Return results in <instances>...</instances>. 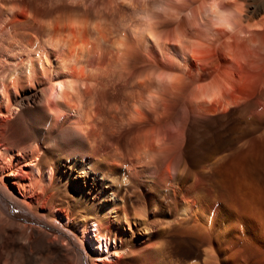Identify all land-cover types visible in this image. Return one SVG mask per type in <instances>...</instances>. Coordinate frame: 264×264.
Segmentation results:
<instances>
[{"label": "bare ground", "instance_id": "bare-ground-1", "mask_svg": "<svg viewBox=\"0 0 264 264\" xmlns=\"http://www.w3.org/2000/svg\"><path fill=\"white\" fill-rule=\"evenodd\" d=\"M98 2L105 10L106 2L116 10L134 8L132 0H45L34 22L0 13V264H264V87L215 111L191 107L189 113L182 101L174 102L185 126L177 132L166 173L157 170L152 178L134 162H99L70 131L71 113L60 116L54 106L65 97L53 82L59 59L53 49L67 47L64 40L74 35H88L82 52L109 39L117 49L126 47L127 36L112 39L109 27L106 32L103 22L91 19ZM227 7L248 29L264 35V0H232ZM143 10L134 9L133 16L148 18ZM186 11L194 35L208 33L209 22L227 28L232 19L220 3L215 14L203 1L199 9ZM140 24L131 29L144 37ZM44 26L50 33L42 39ZM178 26L164 36L146 30L147 37L159 48L162 41L187 45L202 63L215 67L220 48L233 60H244L231 46L232 36L213 46L211 40L187 37ZM187 65L195 70L191 60ZM145 74L141 80L154 73ZM42 92L51 94L53 106H39ZM219 94L213 79L196 84L193 98L211 101ZM149 103L164 101L154 93Z\"/></svg>", "mask_w": 264, "mask_h": 264}, {"label": "clouds", "instance_id": "clouds-1", "mask_svg": "<svg viewBox=\"0 0 264 264\" xmlns=\"http://www.w3.org/2000/svg\"><path fill=\"white\" fill-rule=\"evenodd\" d=\"M44 2L0 0V13L24 16L34 22V16L43 11L41 5ZM56 2L63 4L64 0ZM128 2L123 0L124 4ZM146 2L157 17L158 31L171 34L177 29L176 21L170 16L166 18L162 9L184 11V0H138L139 4ZM203 2L212 14L217 12V4L220 3L223 15L232 17L229 27L215 28L209 22L208 33L194 35V30L181 19L179 30L191 39L211 40L213 46L232 36L231 46L236 55L244 57L242 62L233 60L220 48L214 53L215 64L219 65L215 67L202 63L187 45L162 41L164 48L161 49L146 34L143 39H138L126 29H121L127 36L124 49L115 48L114 41L109 39L103 44L94 43L90 51L82 52L80 46L88 43L86 33L82 37L74 35L72 40H64L67 47L62 44L60 48L53 49L59 57L53 82L57 85V91L63 89L65 97L56 99L54 106L60 110V116L65 112L71 113L73 119L68 126L70 131L74 137L87 143L99 162H134L148 169L149 175L155 178V171L167 172V160L175 151L177 132L185 126L184 120L180 119L183 113L172 107L174 102L182 101L189 113L191 107L215 111L245 91L264 87V35L260 34L261 30L248 29L239 21L234 10L227 7L232 0ZM62 32L66 36L67 28ZM61 38L64 39L63 36ZM253 41L256 45L250 47ZM153 49L158 58L153 55ZM173 49L181 53V59L174 55ZM120 52L123 55H118ZM165 54L176 64L164 63ZM221 58L224 63H221ZM187 60L195 65L194 71L189 69ZM147 72L154 74L143 80L138 79ZM155 73H168L179 79L168 80ZM213 79L220 93L217 99L209 101L193 98L196 84ZM154 93L164 101L163 104L157 103L154 107L149 103V97ZM50 95L42 92L40 107L46 109L53 106ZM228 111H231V107ZM188 119H191L190 114ZM178 124L180 128H177ZM157 140L160 142L157 143Z\"/></svg>", "mask_w": 264, "mask_h": 264}, {"label": "rangeland", "instance_id": "rangeland-1", "mask_svg": "<svg viewBox=\"0 0 264 264\" xmlns=\"http://www.w3.org/2000/svg\"><path fill=\"white\" fill-rule=\"evenodd\" d=\"M135 1V2H134ZM201 1H203V0H184V5H182V7L185 9V10H189V9H192V8H195V9H199V4L201 3ZM107 4H105V6H107V7H105L106 8V10L104 9V7H102V6H104V5H102V4H104L103 2H98L97 4H95V6L92 8V10H91V13H90V15H91V19L92 20H96L97 19V21H95V22H98L99 24L100 23H102L101 25H102V27H104V29L106 30V32H108V29L110 30L109 32V36L113 39L114 37H116V38H118V39H120L121 37L124 39V37L126 36V34H125V32L124 31H121V29H126V30H128L129 29V31H131V33L134 35V36H136L138 39H140L141 37H143V35L141 36L139 33V36L140 37H138V35H137V33L136 32H133L132 31V26H133V24H136V23H138V22H140L141 24H140V27L143 25V27L142 28H144L145 29V32L146 33H143L144 35L146 34V35H148V32H153V31H155V30H157V28L155 27V25H157V24H155V23H157L158 21H157V17L155 16V15H153V13L151 12V10H150V8H149V5L148 4H139L138 3V1L137 0H132V4L134 5L133 7L134 8H130V7H124V8H121V10L119 9V10H116V7L114 6V5H112V4H110V2H106ZM109 3V4H108ZM185 3H186V5H185ZM190 4V5H189ZM148 7H147V6ZM112 6V7H111ZM109 7H111L110 9H109ZM144 7V8H143ZM145 7H146V12L144 11L145 10ZM192 7V8H191ZM197 7V8H196ZM99 8L101 9V11L100 12H98L99 11ZM144 9L143 11H144V13H146L147 14V16H148V18L146 19V18H143V19H138V17H135V16H133L134 14H133V12L132 11H134V9ZM150 10H148V9ZM96 9H97V12H96ZM109 9V10H108ZM124 9H128L129 11H124ZM175 10V11H174ZM185 10L184 11H176V9L175 8H173V9H167V8H164V9H162V11H164V13H165V16H166V18L167 17H171V19H173V20H175L176 21V24H180V19H183V18H181V17H183L184 16V18H186L185 20H184V22H186L188 25H189V27H191V25H193L192 23H193V19H191L190 17L188 18V16L187 15H185L186 13H185ZM148 11V12H147ZM186 11V12H187ZM198 11V10H197ZM125 13V14H124ZM149 13H151L150 14V17H149ZM177 13V14H176ZM98 15H99V17L100 18H98ZM121 15H122V17H121ZM130 15V16H129ZM107 20H100V19H104L103 17ZM97 17V18H96ZM102 17V18H101ZM130 18V19H129ZM153 18H154V20H153ZM152 19V20H151ZM190 19L192 20V22H190ZM98 20H100V21H98ZM127 20V21H126ZM140 20V21H139ZM143 20H144V22H146V23H144L143 22ZM148 20H149V22L151 21L152 23H150V26L148 25ZM105 22V23H104ZM127 23V24H126ZM104 24V25H103ZM124 24L126 25V26H124ZM100 25V26H101ZM146 25H148L147 27H146ZM106 26H107V28H106ZM153 26H154V30H153ZM129 27V28H128ZM45 28V29H44ZM67 28V27H66ZM148 28V29H147ZM150 28V29H149ZM68 29V28H67ZM117 30V31H116ZM148 30H150V31H147ZM158 31V30H157ZM157 31H156V34L159 36L160 34H162V35H160V36H164V34L166 35V33H163V32H161L160 33V31L158 32V33H160V34H158L157 33ZM174 31V30H173ZM94 32V31H93ZM123 32V33H122ZM49 33H50V28L48 27V26H44L43 28H42V34H43V36H42V39L43 38H47L48 36H49ZM68 33V32H67ZM112 33H114V34H112ZM64 33L62 32V35H63ZM149 34H151L152 35V33H149ZM156 34L154 33V35L156 36ZM174 34V33H173ZM117 35V36H116ZM121 35H123V36H121ZM153 35V36H154ZM176 35V33L174 34V36ZM152 36V37H153ZM154 36V37H155ZM173 36V35H172ZM153 37V38H154ZM157 37V36H156ZM127 37H125V39H126ZM159 38V37H158ZM124 39V40H125ZM141 39H143V38H141ZM102 41H100V42H98V43H101ZM103 44V43H102ZM115 47H117V45L115 46ZM119 47V46H118ZM162 49L164 48L163 46L161 47ZM167 54H165V57H164V59H163V62L164 63H167V64H173V62L175 63V61L173 60V59H171V57L170 56H167ZM151 74H152V72H150ZM150 74V75H151ZM144 75H146V74H144ZM143 75V76H144ZM140 80H141V76L140 77H138ZM143 78V77H142ZM88 239H89V241L91 242L90 243V247L92 246V248L94 247V245L96 244V240L94 239V236L92 235V233L88 236Z\"/></svg>", "mask_w": 264, "mask_h": 264}]
</instances>
